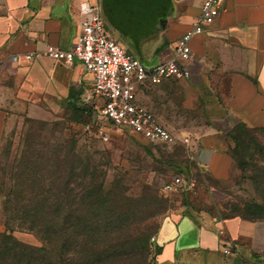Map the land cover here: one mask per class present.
I'll return each mask as SVG.
<instances>
[{"label":"rangeland","instance_id":"rangeland-1","mask_svg":"<svg viewBox=\"0 0 264 264\" xmlns=\"http://www.w3.org/2000/svg\"><path fill=\"white\" fill-rule=\"evenodd\" d=\"M105 25L127 53L150 65L155 39L139 49L134 37ZM135 93L145 104L158 90L138 86ZM83 104L80 97L76 107L66 103L38 117L17 114L10 120L0 144V264H264V216L254 220L257 235L242 241L239 251L229 240L230 253H223L219 240L213 254L190 250L172 257L166 249L155 255L163 219L181 203L198 208L208 202L201 192L184 199V189H163L179 173L174 165H190L189 149L150 142L108 123L105 141L93 110ZM240 124L238 141L229 148L238 171L224 190L225 199L208 210L218 218L239 217L248 201L264 207V130L239 131ZM170 129L184 132L189 141L206 131ZM191 174L209 185L197 170ZM53 204L60 212L58 226L48 213Z\"/></svg>","mask_w":264,"mask_h":264},{"label":"crops","instance_id":"crops-1","mask_svg":"<svg viewBox=\"0 0 264 264\" xmlns=\"http://www.w3.org/2000/svg\"><path fill=\"white\" fill-rule=\"evenodd\" d=\"M82 1L96 3L104 24L107 21L134 37L136 48L155 39L150 50L149 66H153L170 57L203 0H151L154 5L149 10L140 3L126 11L125 2L116 1L108 14L103 0H0V144L17 114L38 117L49 107L66 105L71 92L83 100L90 73L77 60L68 63L45 53L48 45L71 47L82 18ZM190 45L192 53L185 61L190 76L143 85L155 86L158 93L145 104L138 101L169 129H206L190 138V165L181 168L188 176L195 169L210 182L204 186V180L194 177L197 184L184 190L188 199L201 192L208 202L198 208L181 203L163 219L155 235L161 253L168 249L172 257L190 250L213 254L225 238L235 241L239 251L242 241L251 242L257 235V221L218 218L208 210L215 200L225 199L224 190L238 171L227 133L237 123L264 129V0H224L217 18ZM14 55L17 61L12 60Z\"/></svg>","mask_w":264,"mask_h":264},{"label":"built area","instance_id":"built-area-1","mask_svg":"<svg viewBox=\"0 0 264 264\" xmlns=\"http://www.w3.org/2000/svg\"><path fill=\"white\" fill-rule=\"evenodd\" d=\"M223 2L224 0H203L200 12L191 26L176 39L170 57L153 66H145L127 53L106 30L98 5L88 1L80 3L82 18L71 47L61 49L48 45L45 53L52 59H61L68 63L77 60L90 73L91 84L84 92L83 102L93 108L103 140L108 139L104 125L108 123L111 126L127 128L150 142L179 143L190 149L187 136L174 133L153 112L138 102L135 88L146 84H159L166 78L187 79L190 72L185 67V61L192 53L191 40L203 32L205 25L217 18ZM25 58L30 60L32 55L25 54ZM12 60L17 61L18 56H12ZM195 184L194 177L176 175L163 184V189L188 190ZM218 232L223 234L224 230L219 228ZM225 241L229 239L221 240V250L228 254L230 247Z\"/></svg>","mask_w":264,"mask_h":264},{"label":"trees","instance_id":"trees-1","mask_svg":"<svg viewBox=\"0 0 264 264\" xmlns=\"http://www.w3.org/2000/svg\"><path fill=\"white\" fill-rule=\"evenodd\" d=\"M78 96H74L73 95V93L71 92V94H70V96L68 97V105H70L71 107H76V105H77V100H78ZM82 107H84L85 109H88V110H92L91 108V106L90 105H88V104H86V103H84L83 105H81ZM240 129H248L249 131L250 130H264V129H254V128H249V127H246L244 124H240V127H239V131H240ZM238 130V126H234L231 130H230V132H228L227 133V135L229 136V138L233 141V142H235V144H236V142L238 141V136H236V131ZM233 147V146H232ZM230 149H231V147H230ZM229 149V150H230ZM229 153H230V151H229ZM230 155H231V153H230ZM231 157H232V155H231ZM233 158V157H232ZM233 160H234V162H235V164H236V161H235V159L233 158ZM237 165V164H236ZM182 166H180V165H174V168H175V170L177 171V172H179V173H182L183 174V176L184 177H188V173H187V171H186V169L185 170H183L182 168H181ZM184 168H187L188 166L186 165V164H184V166H183ZM54 179H56V177L54 178ZM51 195H56V198H58V196H57V194H55V193H51ZM183 196H184V199H187V196H186V193L184 192L183 193ZM239 210V209H238ZM49 212V217H50V219H51V221L52 220H54V221H52V223H55L56 224V226H58V224H57V220L56 219H58L59 217H58V214L60 213L59 212V209H58V205L57 204H53L51 207H49V210H48ZM47 215V212H46V214H43V216H46ZM239 217H241V218H243V219H247V220H256V219H259L260 217H263L264 216V207H263V204H261V203H258V202H256V201H248V202H244L243 203V207L241 208V210H240V214L238 215ZM56 221V222H55ZM50 242V241H49ZM48 241H47V243H49ZM47 246L48 247H50L48 244H47ZM161 252V247L160 246H158V245H156L155 246V250H154V254L155 255H157V254H159Z\"/></svg>","mask_w":264,"mask_h":264},{"label":"water","instance_id":"water-1","mask_svg":"<svg viewBox=\"0 0 264 264\" xmlns=\"http://www.w3.org/2000/svg\"><path fill=\"white\" fill-rule=\"evenodd\" d=\"M116 1L121 2V4L125 2V4H123V6H122V10H124V11H126L128 8L130 9V8H133L134 6H138V4H140V3L141 4L145 3V6H146V8L148 10L150 9L151 4L154 5V2H152L151 0H127V1H124V0H109V2L107 4V8L111 10L113 7H115ZM128 6H130V7H128Z\"/></svg>","mask_w":264,"mask_h":264},{"label":"flooded vegetation","instance_id":"flooded-vegetation-1","mask_svg":"<svg viewBox=\"0 0 264 264\" xmlns=\"http://www.w3.org/2000/svg\"><path fill=\"white\" fill-rule=\"evenodd\" d=\"M109 0H103V10H104V13L105 14H108V13H112L114 10H109L107 8V4H108Z\"/></svg>","mask_w":264,"mask_h":264}]
</instances>
